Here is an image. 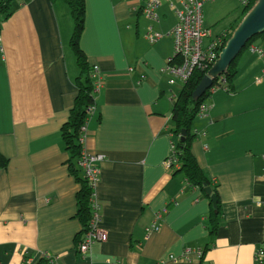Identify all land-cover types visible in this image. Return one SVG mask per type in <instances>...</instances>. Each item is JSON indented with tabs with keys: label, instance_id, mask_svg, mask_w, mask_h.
Here are the masks:
<instances>
[{
	"label": "crops",
	"instance_id": "crops-1",
	"mask_svg": "<svg viewBox=\"0 0 264 264\" xmlns=\"http://www.w3.org/2000/svg\"><path fill=\"white\" fill-rule=\"evenodd\" d=\"M147 1L86 0L81 47L102 80L84 149L104 157L95 195L108 235L86 255L76 242L82 185L61 134L78 94L70 9L62 1L18 0L12 16L1 18L0 154L7 165L0 164V264L46 258L51 264H259L264 58L244 52L235 92L214 89L208 111L193 123L192 152L219 192L222 222L212 241L211 197L191 186L180 167L166 165L177 144L173 109L183 89L170 84L167 71L178 19L167 25L175 12L164 1L159 19L149 20L141 7ZM222 3L204 6L205 28V8ZM240 17L226 18L222 35ZM150 30L162 36L151 42ZM254 45L264 50V39ZM158 212L160 230L148 233Z\"/></svg>",
	"mask_w": 264,
	"mask_h": 264
},
{
	"label": "trees",
	"instance_id": "trees-1",
	"mask_svg": "<svg viewBox=\"0 0 264 264\" xmlns=\"http://www.w3.org/2000/svg\"><path fill=\"white\" fill-rule=\"evenodd\" d=\"M15 0H0V17L3 22L7 21L13 14V3ZM62 1L70 9L74 21V30L70 39V48L76 57L79 67V76L75 83L78 88V94L74 106L70 110L68 120L64 123L61 134L63 142L71 155V171L74 173L82 189L77 196L78 210L77 218L82 224V232L77 237V246L81 243L84 235L90 230V221L93 215L91 198L93 189L90 187L88 178L79 175L83 170L79 165L81 160L83 145L80 143L81 129L88 122L96 106V94L98 92V78L94 66L89 62L88 56L81 47V39L86 25V0H52ZM257 0H252V5ZM247 9H243L241 16L246 15ZM235 26L227 32L225 44L231 38ZM264 39V32L254 36L247 42L246 47L239 56L232 62L228 72L215 81L213 87L205 92L197 101L194 100V92L206 76L207 71H197L192 78L184 85L180 94L174 102L173 120L175 129L173 131L177 138L175 146V155L180 163L179 173H183L187 181L194 188L206 191V188L212 189V194L218 201V208L213 209L210 216L211 231L214 241L217 231L222 222V213L220 212L219 192L217 186L213 185L207 174L198 164L193 152L192 145L196 139L193 131V123L199 116L200 108L210 100L213 90L219 87L226 88L230 93L235 92V78L238 74V67L244 52L256 47L257 40ZM261 49V48H260ZM263 50V49H261ZM264 51V50H263ZM0 164L6 167L7 160L0 154ZM40 264H51L46 258Z\"/></svg>",
	"mask_w": 264,
	"mask_h": 264
},
{
	"label": "built area",
	"instance_id": "built-area-1",
	"mask_svg": "<svg viewBox=\"0 0 264 264\" xmlns=\"http://www.w3.org/2000/svg\"><path fill=\"white\" fill-rule=\"evenodd\" d=\"M164 1L170 2L171 9L175 12L178 19V23L172 31L175 38V54L169 59L167 66V71L172 77L170 84L175 86L180 80L185 85L197 71H207V75L219 59L220 53L226 45L227 34L214 37L211 30L204 26L203 8L207 3L214 2L215 0H148L141 7L149 20L155 21L159 19L158 9ZM238 1L244 9L250 10L252 0ZM161 36V34L150 30L147 38L151 42H154ZM252 50L264 58L263 50L255 47ZM94 68L98 75L97 77H99L97 83V89L99 90L102 79L98 67L95 66ZM208 109L209 106L203 104L199 115L205 114ZM87 123L81 129L80 143L83 145V148L79 165L84 170L85 177L88 178L89 185L93 189V196L91 198L93 215L90 222V230L78 246V251L81 255L91 252L92 246L95 243L107 241L108 239L106 231L100 227L101 217L95 195L101 173L100 163L104 157L101 154H89L85 151L84 143L87 135ZM166 165L180 167V163L175 155V149ZM161 218L162 213L158 212L152 225L147 228L148 233L160 230ZM171 258L176 261L178 260L174 256H171ZM256 259L259 264H264V246L257 250ZM52 264H56V261L52 260Z\"/></svg>",
	"mask_w": 264,
	"mask_h": 264
},
{
	"label": "water",
	"instance_id": "water-1",
	"mask_svg": "<svg viewBox=\"0 0 264 264\" xmlns=\"http://www.w3.org/2000/svg\"><path fill=\"white\" fill-rule=\"evenodd\" d=\"M264 32V0H257L255 5L246 13L242 21L237 25L231 38L220 53L219 59L209 70L203 81L194 92V100L197 101L205 92L210 90L215 81L225 75L232 62L246 47L247 42L254 36ZM214 207L217 209L218 201L212 194L211 188H206Z\"/></svg>",
	"mask_w": 264,
	"mask_h": 264
},
{
	"label": "rangeland",
	"instance_id": "rangeland-1",
	"mask_svg": "<svg viewBox=\"0 0 264 264\" xmlns=\"http://www.w3.org/2000/svg\"><path fill=\"white\" fill-rule=\"evenodd\" d=\"M18 0H15L13 3V7H16V3ZM212 5V4H211ZM255 5V4H254ZM252 5L251 8L254 6ZM250 8V9H251ZM243 7L237 0H223L221 5H213L207 6L205 8V25L210 27L213 36H217L227 29L228 23L227 19L229 16H236L238 14H242ZM249 11V10H248ZM245 15L240 17V22L244 18ZM1 21V17H0ZM176 15L172 11L169 12L168 18V26L175 24ZM184 87V84L179 80L177 85L175 86L176 89L179 91Z\"/></svg>",
	"mask_w": 264,
	"mask_h": 264
},
{
	"label": "bare ground",
	"instance_id": "bare-ground-1",
	"mask_svg": "<svg viewBox=\"0 0 264 264\" xmlns=\"http://www.w3.org/2000/svg\"><path fill=\"white\" fill-rule=\"evenodd\" d=\"M103 242H105V241H103Z\"/></svg>",
	"mask_w": 264,
	"mask_h": 264
}]
</instances>
